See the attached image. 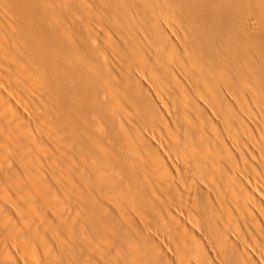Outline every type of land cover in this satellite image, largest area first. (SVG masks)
Here are the masks:
<instances>
[{
    "label": "bare ground",
    "instance_id": "bare-ground-1",
    "mask_svg": "<svg viewBox=\"0 0 264 264\" xmlns=\"http://www.w3.org/2000/svg\"><path fill=\"white\" fill-rule=\"evenodd\" d=\"M255 137L264 0H0V264H264Z\"/></svg>",
    "mask_w": 264,
    "mask_h": 264
},
{
    "label": "rangeland",
    "instance_id": "rangeland-1",
    "mask_svg": "<svg viewBox=\"0 0 264 264\" xmlns=\"http://www.w3.org/2000/svg\"><path fill=\"white\" fill-rule=\"evenodd\" d=\"M251 15H249V17H250ZM253 17H254V19H253ZM253 17H251V18H248V19H250L251 21H249V22H252L253 20H254V22H252L251 23V25L252 26H254V25H256V23H257V20H256V16H253ZM148 76L149 75H147L145 78H144V80L146 81V82H148L149 80H151L150 79V77L148 78ZM144 81V82H145ZM152 82H154V81H152ZM159 82H160V79H159ZM154 84V83H153ZM157 85V84H156ZM154 86V85H153ZM154 90H157V91H155V92H153L154 94V96H156V97H158V99H160V97H161V101H162V103H172V105L174 106V104H176V103H180V100L178 99V97H176L175 95H174V92H173V90L171 89V88H163V86L161 87L160 86V84H159V86H154ZM43 95V96H42ZM161 95V96H160ZM41 96V98H39V96H38V98L40 99V101H39V99H38V101L39 102H36L37 104H38V106L39 107H37V109L35 108V110L37 111L38 110V112H37V114L38 115H40V113H41V115L39 116V117H41L43 114L45 115V113H51V112H49V110H51L52 108L51 107H49V103L48 104H46V103H44L43 104V106H42V104L40 103L42 100H44V101H42V103L43 102H45V99H46V97H45V99H44V94H41L40 95ZM160 96V97H159ZM43 97V98H42ZM36 98H35V100H36ZM36 104V105H37ZM41 104V105H40ZM45 104H46V106H45ZM176 105H178V104H176ZM41 106L42 107H44V108H42V110H45L46 108H49L48 110L46 109V111H42L41 110ZM179 106V105H178ZM46 107V108H45ZM175 107V106H174ZM244 107H245V105L242 107L243 109H244ZM241 108V109H242ZM246 109H244L243 111H242V114L243 115H245V117H247L248 118V115L246 116V114H245V112L246 111H248L247 109H250L251 107H245ZM40 109V110H39ZM171 109V110H170ZM170 109H168V108H166V110H169V116L171 117V113H175L174 112V110L172 109V108H170ZM181 111H182V108H181ZM246 113H248V112H246ZM36 114V113H35ZM179 114H181V112L179 111ZM38 115H35V117L34 118H37V119H39L38 118ZM43 115V116H44ZM95 117H96V121L94 122V126H93V131L94 132H96V133H98V132H101L102 130H103V124L101 123V121L99 120V117H98V113H95ZM244 117V116H243ZM43 119H44V117H42ZM43 119H39L40 121L38 122H35V120H34V124L35 125H38V123H39V125H42V122H43V125H45L44 127H46V124H44V122H45V120H43ZM42 120V121H41ZM41 123V124H40ZM42 125V126H43ZM48 125V124H47ZM255 127V126H254ZM256 127H259V126H256ZM255 127V129H257ZM47 129H49V130H52V129H50V128H47ZM54 133H56V131L54 132ZM255 139H256V137H255ZM247 141V147L248 148H251V147H249V145L250 144H252L251 143V141L249 140H246ZM256 145L254 146L253 144L252 145H250V146H254V148H251V149H253L252 151H254V154H255V152H256V155H255V158H257L258 160H263L264 161V155H263V158H261L262 157V154L264 153V142H263V147H262V149H261V146L262 145H260V142L261 141H259L258 139H256ZM4 144V145H2V146H4V148L0 145V147L1 148H3L2 150H4V151H2L1 149V154H2V152H4L5 153V155L6 156H3L4 158H5V160L3 159V161H5V162H7V164H5V162L4 163H1L0 165H2V166H4V167H6L7 165H8V160H7V158H11L12 156H9V155H12V154H10L9 152L7 153V151H9V150H11V149H9V150H7V147H9V146H6V145H8L7 143H5V141L3 142V141H0V144ZM261 144H262V142H261ZM5 146H6V148H5ZM259 146V148H257ZM263 151V153H261V155H260V153H258L257 151ZM6 151V152H5ZM11 152V151H10ZM218 153L220 152V154L219 155H221L222 154V151H220V150H218L217 151ZM216 153V152H215ZM214 153V154H215ZM259 154V155H258ZM2 155H4V154H2ZM8 155V156H7ZM2 157V158H3ZM223 157V156H222ZM7 160V161H6ZM11 162V163H10ZM9 162V164H11V165H14V164H12L13 162L12 161H10ZM242 161H240V162H238L237 161V165H238V168H239V170L241 169H243L242 170V172L245 170V169H247L249 166H252L253 164H251L252 162L251 161H246V163L244 164V162H243V164L241 163ZM256 163V162H255ZM260 164V168L262 169L263 168V166H264V163H261V162H259ZM242 164V165H241ZM247 164V165H246ZM248 164H250L249 166H248ZM240 165V166H239ZM244 165V166H243ZM263 165V166H262ZM2 166H1V168H2ZM246 166V167H245ZM245 168V169H244ZM260 169V171H262ZM240 170V171H241ZM115 172H116V174L118 175V176H120V171L118 170V169H115ZM241 172V173H242ZM262 173V172H261ZM243 174V173H242ZM188 177V178H187ZM186 177V175H185V177H184V179H182L184 182H185V186L184 185H181L180 187H181V190L183 191V195L184 196H186V195H191L190 194V189L191 190H193V188H194V190H195V193H194V198H198L197 200H199L201 197V194H202V189H200L199 190V188H198V186H199V184H200V182H202L201 181V179H200V177L198 176V174H197V171H196V167L194 166V168L193 169H191L190 171H189V175ZM190 177V178H189ZM239 177H241V175L239 176ZM210 179V172L209 171H207V170H204V183H206L208 180ZM183 184V183H182ZM128 188V182L126 181V180H124V179H121L120 180V190L122 191V190H126ZM193 190V191H194ZM189 191V193L187 194V192ZM200 197V198H199ZM17 215H18V212H15ZM72 217H73V215H72ZM2 236V237H1ZM0 236V240H3L4 239V236L3 235H1Z\"/></svg>",
    "mask_w": 264,
    "mask_h": 264
}]
</instances>
